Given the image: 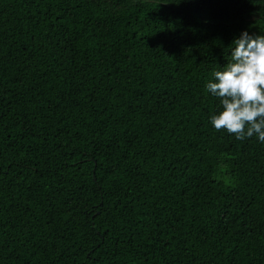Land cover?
Listing matches in <instances>:
<instances>
[{
	"label": "trees",
	"instance_id": "obj_1",
	"mask_svg": "<svg viewBox=\"0 0 264 264\" xmlns=\"http://www.w3.org/2000/svg\"><path fill=\"white\" fill-rule=\"evenodd\" d=\"M264 0H0V264H264V142L206 90Z\"/></svg>",
	"mask_w": 264,
	"mask_h": 264
},
{
	"label": "clouds",
	"instance_id": "obj_2",
	"mask_svg": "<svg viewBox=\"0 0 264 264\" xmlns=\"http://www.w3.org/2000/svg\"><path fill=\"white\" fill-rule=\"evenodd\" d=\"M230 48L228 62L206 84L221 105L210 122L238 140L264 142V35L244 31Z\"/></svg>",
	"mask_w": 264,
	"mask_h": 264
}]
</instances>
